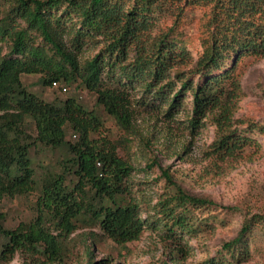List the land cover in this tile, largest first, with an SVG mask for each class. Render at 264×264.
<instances>
[{
	"label": "trees",
	"instance_id": "obj_1",
	"mask_svg": "<svg viewBox=\"0 0 264 264\" xmlns=\"http://www.w3.org/2000/svg\"><path fill=\"white\" fill-rule=\"evenodd\" d=\"M192 9L205 10L197 59L177 34ZM166 19L171 26L164 28ZM248 57H264V0H0V201L41 189L35 219L13 230L0 226L7 240L0 259L20 253L24 264H61L78 224L90 222L121 247L148 229L157 232L178 264L174 257L189 255V242L221 221L199 219L196 211L219 208L222 214L211 200L176 186L154 206V220L149 212L143 218L129 185L134 168L107 137H94L103 127L96 112L74 96L42 100L26 89L23 75H41L47 87L57 82L94 93L97 105L126 130L142 112L173 120L189 93L186 124L197 129L211 121L213 153L225 159L260 149L254 137H264V124H233L242 93L238 68ZM25 118L36 128L34 143L21 129ZM69 130L78 135L75 143L67 141ZM37 145L63 151L58 170L45 173L40 185L30 154ZM255 232L264 235V216L246 219L236 237L200 264L246 262Z\"/></svg>",
	"mask_w": 264,
	"mask_h": 264
},
{
	"label": "rangeland",
	"instance_id": "obj_2",
	"mask_svg": "<svg viewBox=\"0 0 264 264\" xmlns=\"http://www.w3.org/2000/svg\"><path fill=\"white\" fill-rule=\"evenodd\" d=\"M204 11L187 10L184 25L177 31L183 46L194 59L203 50L199 29ZM161 26H171L170 19L162 21ZM238 72L242 93L234 110V128L243 129L251 122L264 124V57L243 59ZM41 77L38 74L23 75L22 83L29 92L48 103H58L74 96L87 110H94L100 117L103 127L94 137H107L117 148L118 156L133 166L129 185L132 197L145 211L143 218L150 213V220H154V206L174 193L176 186L190 195L211 200L221 208L222 214L219 208L196 211L199 219L213 224L215 219L221 218V221L210 225L212 228L203 229L197 239L190 241L189 255L183 252L179 258L174 257L180 261L178 264H200L213 257L225 242L237 236L246 219L253 215L264 216V137H254L261 144L260 149L246 148L240 154L219 159L212 150L217 139L212 122L205 120L197 129L186 124V116L192 107L189 93L180 114L173 120L160 112H142L132 120L131 129L126 130L97 105L94 93L76 88V85L62 92L44 86ZM136 94L138 98L142 96V92ZM4 119V114L0 113V122ZM21 129L25 139L34 143L37 131L32 120L25 118ZM77 140L78 135L69 130L67 141L75 143ZM30 154L40 185L45 173L58 170L63 151L37 145L31 146ZM40 190L39 187L27 195L2 199L0 226L13 230L20 223L35 219ZM78 225L68 241V257L61 264H176L171 261L174 251L170 244L150 229L140 240L121 247L99 235V229L90 222ZM254 236L250 258L237 264H264V235L255 232ZM6 242L0 233V251ZM25 260L23 254L17 253L12 261L0 259V264H24Z\"/></svg>",
	"mask_w": 264,
	"mask_h": 264
},
{
	"label": "built area",
	"instance_id": "obj_3",
	"mask_svg": "<svg viewBox=\"0 0 264 264\" xmlns=\"http://www.w3.org/2000/svg\"><path fill=\"white\" fill-rule=\"evenodd\" d=\"M52 87H53L54 89H59V90L62 91V92H67V91H68V89H67L66 87L61 86V85L58 84L57 82H54V83L52 84Z\"/></svg>",
	"mask_w": 264,
	"mask_h": 264
}]
</instances>
